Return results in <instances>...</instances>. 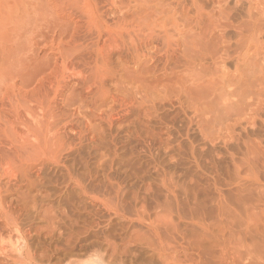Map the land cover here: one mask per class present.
<instances>
[{"label":"rangeland","instance_id":"1","mask_svg":"<svg viewBox=\"0 0 264 264\" xmlns=\"http://www.w3.org/2000/svg\"><path fill=\"white\" fill-rule=\"evenodd\" d=\"M3 164L0 264H264V0H0Z\"/></svg>","mask_w":264,"mask_h":264},{"label":"bare ground","instance_id":"2","mask_svg":"<svg viewBox=\"0 0 264 264\" xmlns=\"http://www.w3.org/2000/svg\"><path fill=\"white\" fill-rule=\"evenodd\" d=\"M43 112H44V110H43ZM43 112H41V113H43ZM31 113H33V112H31ZM41 116H43V115L41 114ZM41 118L42 117H40V119ZM35 120H36V117L34 119V122H35ZM31 121H33V120L31 119ZM37 122H38V119H37ZM36 124H39L40 127H42V123H36ZM31 125H32V123H31ZM29 129H28V131H29ZM28 131H27V134L25 136L24 135L21 136L20 139L21 140L22 139L26 140V143H28V144L34 142V145H32V146L33 147H36L37 146L36 148H38V150L40 152L39 157H37V159H36V162H39L38 163L39 169H38L37 173H38V176L40 177L39 178V181L41 183L40 184L41 187H39V191H40L42 188H44L43 184H44V179L45 178L43 176V171H44V169L46 167V161H49V159L46 158L45 149H44V143L46 141V137L44 136L43 132H41L40 133L41 134L40 137L34 138L33 141L30 142L28 140L29 139V133H28ZM31 131L33 132V130H31ZM30 136H31V134H30ZM31 139H32V137L30 138V140ZM26 146H27V144H26ZM32 146H31V148H32ZM3 163H4V161H3ZM1 165H2V163H1ZM22 165H20V166H22ZM12 166L9 165V164L6 165V166L4 165L3 168L0 166L1 167L0 173H1L2 177H6L11 182H18L19 179L16 177V175H17L16 174V170H15L16 167L15 168H12ZM14 170H15V172H14ZM24 171H27V170H24ZM4 188H5V186H4ZM3 203L4 202L2 200V197H0V223H3L4 224V226H3L4 228H6L7 230H10V231H13V232H11V234L8 235L9 241H7V242L1 241V243H0L1 249L0 250L5 249L6 247L16 250L17 245L21 246L17 241H11V239H13V236H16L17 239H20L21 240L23 250L26 251V255H24V258H26L29 262H33V259H35L34 256H35L36 251H39L42 248L45 249V248L49 247L50 244H46V243H47V241H50V242L52 241V239H53V232H48V233H46L45 236H43V233H41V231L38 230V231H36L34 233V235L31 238H27V235L29 233H32V231H33L32 228L31 227H28L27 230H25V227H26L25 225H27V224H25L23 221H21V220H19L17 218H14L12 216L13 213L12 212H9L10 206L5 207ZM10 205H12V202L10 203ZM41 206H42V201H39V209L41 208ZM5 208H7V210ZM40 215H42V210L41 209H40V211L37 212V215L36 216H40ZM28 219H31V218L29 217ZM109 223L111 225V221H109ZM152 235L158 241V248H159V250H162L164 248V243L161 240L160 233L155 229L154 231H152ZM2 245L5 246V247H3ZM52 252L53 253L54 252H58V249H54ZM72 256H73V254H72V248L70 246H68L65 249L64 257L65 258H71ZM118 264H123V262L122 261H118ZM170 264H175V263L171 262ZM181 264H187V261H185V262H183Z\"/></svg>","mask_w":264,"mask_h":264}]
</instances>
